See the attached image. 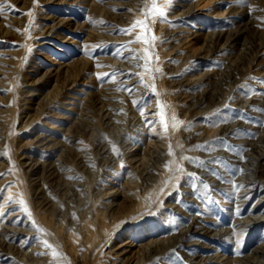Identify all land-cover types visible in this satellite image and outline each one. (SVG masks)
I'll use <instances>...</instances> for the list:
<instances>
[{
    "label": "bare ground",
    "instance_id": "obj_1",
    "mask_svg": "<svg viewBox=\"0 0 264 264\" xmlns=\"http://www.w3.org/2000/svg\"><path fill=\"white\" fill-rule=\"evenodd\" d=\"M17 1V3H21L22 6L27 9L31 5V0ZM56 1L85 2L90 6L88 7L91 19L93 16L105 15L115 23L114 25L103 28L100 27L101 24L99 26L91 22L89 24L84 20L77 23V28L86 27L88 29L87 37L81 41V45L84 46V49L89 47V42H96L99 40L105 43L111 40L128 42L134 40L138 35L142 37L141 42L134 44L136 53L131 55V57L125 59L124 56V59H120L118 55V57H114L113 55L112 58H107L108 61L104 60V62L99 65L108 69L110 65L109 61H113L114 68H121L126 72L128 70L133 71V78L123 80L121 84L128 85L139 78V80H143V83L139 82L134 84L137 87L136 90L144 89L143 86L148 85L152 87L154 91L156 90L158 94L160 93V95H163L165 100L169 103L170 106L168 107H170V109L168 112L164 105H161L160 95L158 97L156 96L159 98V108L163 109V111H159V114L161 115L163 113L165 118L168 117V114L170 115L171 119L169 124L171 129L169 132L172 131L173 136L169 141L160 139L156 141V143H152L151 147L148 148V152L144 151L142 155H136L134 158L132 157V159H127L126 155L128 154L126 153L132 151L136 146L133 141L131 144V142H129L130 140L127 141V139L124 138L126 130H129L128 124H121L119 121L117 123L113 122L114 120H112V118H116L117 120L118 117L109 107V101L111 100H105L107 96L109 97L108 91L99 88L100 90L89 92L84 98L81 96L83 99L80 110L84 111L80 113L84 114V116L78 113L79 116L76 115L72 117L74 123L71 127L66 129L67 134L70 133L71 136H74V143L69 140L73 146H71V144L69 145L68 142L64 143L61 141L52 143L55 138L54 135L45 132L35 133L31 139L23 140L16 139L17 132H15V128L14 136L11 137L9 129L10 118L16 119L21 117L20 121L23 123L22 128L34 124L37 119H43L46 112L48 113L54 110L51 109L52 105L62 100V95L66 92L68 84L75 85L80 82L83 83V81L86 80L84 70L87 69L89 65V58H84L82 56L83 58H78L74 63H70V61L66 64L55 63L57 64L56 66L54 65L55 67H46L47 69L43 72L41 71L42 73L39 71L41 74L39 77L37 76L35 81L43 79L51 82V80H54L52 90L48 93V99H46L45 102H38V106L33 107L34 112L32 113L24 111V107L20 103L14 106H5V104L1 103L2 107H0L2 113H4L3 116H0V170L10 167V174H8L3 181H0V184L6 182L9 178L12 179L14 184L7 188L6 192L8 194L6 195L11 196L12 194L15 198L23 201V203L26 204V209H29L31 212L24 226H22V224L19 226L17 222L11 221L10 217H6L5 220L3 215V219L6 223H2L3 226L0 230V256H5L6 261H0V264H89V261H91L92 264H105L104 259L109 256L111 258L114 254L120 257L123 255L124 263L126 261L125 264H147L153 259L158 262L163 261L164 263L170 264L173 263L174 260L172 261L170 259L168 262L163 260L162 257L166 254L178 256L177 254L179 253L184 257L186 262L184 264H264V90L260 89L264 88V2L262 4L252 1L254 5H258L257 9L261 7V11H258L257 14L259 21H252L251 18L247 20L244 19L245 21L243 22L233 20L232 22H235V26H233L234 24L232 26L230 24L220 28H206L201 32H198V30L197 32L191 31L192 33L188 34L186 41H191L190 36L194 34L193 37L196 35L202 36V43L198 46H194L193 43L190 44L192 47L189 46L190 48H187L186 51L181 54L176 50L178 49V45H174L169 52H164L159 43L153 42L151 45L144 43L145 39L148 41L151 40L148 31L147 35H145L146 30L144 27V32L138 31V28L142 29V27H137L130 35L124 33L115 35V33L109 30L110 27V29H112L117 25L127 28L137 20L145 21L147 16L150 17L148 10L153 0H109L105 2H100V0ZM165 1L166 0H160V2H163L162 4H165ZM112 3H117V5H128L130 8L126 11L124 10L125 12L123 11V13H114L111 10L112 8H110ZM223 3V0H187L184 6L174 10L171 16H178V18L190 16L195 9L204 11V8H208L207 14L216 15L218 17L228 16L236 10H240L244 5L242 4L236 7V5L234 6L229 3L225 8H221ZM210 5L214 6V8L210 9ZM35 7L37 8L38 5ZM240 13L242 15L245 14V10H241ZM56 19L55 23L52 21L53 24L51 23L49 26H44V29L38 31L37 34L44 35L47 32L50 33L55 26L63 23L69 24L71 27L75 26V22L71 21L69 17H56ZM150 19L153 22L152 32L154 31V33H156L157 31L154 27L159 18L156 19L155 17H151ZM12 23L16 25L19 24L21 27L24 26L26 22L24 17L18 18L10 14L4 19L0 13V29L3 30L4 33L13 32ZM182 27L190 28V26L187 25ZM164 28H166V35L169 37H172V34L175 36V33H177L176 28L169 27L166 23L161 24L157 33L163 31ZM258 35L261 37H254ZM63 36H66V34ZM176 38L177 36L174 39ZM35 42H37V40H32V43ZM165 43L169 44L170 42L167 39ZM181 44H185V41H182ZM149 47L150 52L145 53L144 49ZM127 49L129 50V48ZM16 52L20 51L18 50ZM146 54L153 56V62L150 63L147 68L138 66L143 64L140 57ZM99 55L102 56L103 54ZM173 55L180 58L181 62L177 61L180 63L171 66V63L165 62L163 59ZM156 56L159 57L158 61L155 60ZM210 57L223 60V67L211 68L204 66L199 69V72L196 71L190 75L186 74L179 79L176 77H167L168 74L179 73L181 67L188 63L190 65L193 59ZM20 60V56L15 59L8 58V60H6L10 63L9 65H12V67L10 66L11 72L5 71L6 76L1 77L0 81L4 82L6 86L8 84L19 83L18 88L21 93L27 94L25 90L23 91L21 89V79L22 75L27 76L30 74H24L22 69H19L21 68L19 67ZM101 66L100 68H102ZM107 69L105 70L106 72ZM157 69H159V71H157ZM0 70L3 71L2 67H0ZM7 70L9 69L7 68ZM15 70L19 71L17 76H15ZM106 72L105 74H107ZM137 73L139 75H137ZM157 74L160 75L158 76L159 78L156 77ZM103 77L105 79V76ZM23 81H28L27 77L26 80L23 79ZM250 81L256 84L258 88L250 92L248 91L249 93H244L241 87L243 85L250 86ZM110 83L111 82H109V84ZM197 84H201L202 88H199L195 92H186L187 94L184 92L176 94L175 92V89L181 88L182 86L188 87ZM126 92L128 91L122 92L121 96H124ZM6 95L8 97V94H5V96ZM125 97L126 99H130V97L131 99L134 98L133 96ZM32 100L33 98L29 99V97H25L24 104L26 105L24 106H31L30 101ZM64 100L66 99H63V101ZM119 100H121V98ZM2 101H5V99ZM85 102L88 108L83 107ZM72 104H75V102ZM226 104L228 105L225 107ZM229 106L239 107L249 112L251 117L244 116L242 112L236 115L225 113L224 119L219 120L215 124L210 122H196V116L199 115V113H210L215 110L217 112L226 111L230 108ZM196 110L197 112L193 116V112ZM156 111L154 112L156 113ZM138 112L140 113V111ZM59 113L60 112H56L55 115L66 118L72 115L71 113L69 115L62 114L63 112L59 115ZM125 115L123 116L125 117ZM146 118L147 117H145V119ZM190 121H192V126L188 128L186 125L190 123ZM112 124L114 127H110V130L108 126ZM145 126L146 125H144V127ZM103 129L105 131L108 130V133L111 131L109 134L116 135L117 138L115 139L125 156L118 158L119 155L115 158H106L102 165L108 163L121 168L125 160L128 163L131 161L139 172L141 170L140 179L143 180L144 178L143 184L138 181V183L135 182V184L127 185L128 190L126 191L124 190L126 187L125 184H120L119 187L111 186L110 188H102L95 184V180H87L88 182H86L76 177V179L69 178L68 175H71L72 171L67 173L68 175L66 176L68 170L66 172L64 171L65 165L81 168L82 166H79L80 162H83L85 165L88 164L89 158H87V156L93 157V153H103L106 150L107 146L105 147L103 144H97V137ZM144 129H146V127ZM193 138H199L202 141L207 140L209 143H205L203 147L198 146L189 148L192 146L191 142ZM225 138L227 141H224ZM77 139H80V142L77 143ZM33 145L43 146L48 149L62 145L63 150L57 158L51 160L44 156V158L38 157L32 154V151L29 152L28 149ZM80 145L88 146V148L86 147L87 150H82L80 152ZM143 148L145 147L143 146ZM83 152L87 153L83 154ZM200 155L205 157V159L199 160ZM227 157L234 162L235 173L228 170L225 162ZM177 161L180 162L183 170L187 173L193 170L198 171L202 173L203 177H206L207 184L213 183L227 190L226 195L217 193V190L215 192L222 202L232 206L227 207L228 211H232V220H230L229 223L224 222V220L222 221L220 219L221 216L211 212V208L207 205V202L206 205H202V199L197 194L192 196L194 202H199L203 210L209 212V214L197 211L194 208H188L185 203H183V197L177 193L178 196L168 199L170 202H168L167 205L175 209V212H178V217L172 210L169 211L170 208H168L167 205L169 215L166 216L171 220H179V213H181L189 217L188 221H183L184 219L181 218L179 224L174 225L171 231V228L169 229V233L165 234L166 231H163L164 235L151 237L148 241L146 240L147 242L141 244H135L132 241H124L119 244L115 240L113 244L109 236L113 235L114 231L121 226H125L127 223H133L137 220L144 219L146 216L152 214V210L159 209L160 206L167 201L165 198L166 193L173 188L172 185L176 184V186L179 185L182 188V185L185 184V182L182 181L184 176H182L181 171L177 172L175 169ZM213 168L220 169L224 172V176L228 175L231 178L230 181L234 184H225L227 182H225L224 178H221L219 174L215 173ZM103 169L101 168V170H98L99 172H96L94 175L90 174V177L98 179V175H100ZM109 175H111V173ZM190 178L191 177H189V179ZM44 179H46V181ZM62 181H66L67 184H61ZM69 182L71 184H69ZM114 182L116 181L114 180ZM162 183H166V186L163 187ZM187 184L188 183L183 185L184 188L186 187L185 189L195 190V186L192 187L189 184L192 187L189 188ZM45 187L50 190H46ZM232 188H234V190L228 192V190ZM206 194L208 198L210 193L206 191ZM92 195H96L99 199H91L92 197L90 196ZM14 203L17 202H12V204ZM191 203L192 202H190V204ZM5 204L4 206L6 208ZM1 205L2 204H0V206ZM8 206L9 205H7V208ZM9 208L13 209L16 207L11 208L10 206ZM244 208H247V211H243L242 213L245 214H241ZM233 209L235 210V215H232ZM20 211L22 212V210ZM20 211L18 213H20ZM163 212H165V210ZM161 213L162 212H160V214ZM0 214H2V211ZM156 215L157 214H155V216ZM211 217L213 221L210 219ZM167 221L169 220L167 219ZM211 221L213 222L212 224L210 223ZM254 228H261L263 231L258 236H255L250 234V230ZM11 229L16 230L17 233L19 232L23 239L18 238L19 242H16L15 239L7 240L9 235L8 230ZM16 231H14V233ZM31 235L37 236V242L34 244L32 243L31 245L33 246L26 247L27 244H25V242ZM45 241H47V244H45ZM225 246L226 250H223L222 248ZM109 247L110 249L107 251L106 248L108 249ZM200 248L209 249V251L205 253L201 251L202 249ZM66 249L71 251V258L65 256L66 254H64V251ZM177 260L180 261V258L178 259L177 257Z\"/></svg>",
    "mask_w": 264,
    "mask_h": 264
},
{
    "label": "rangeland",
    "instance_id": "obj_2",
    "mask_svg": "<svg viewBox=\"0 0 264 264\" xmlns=\"http://www.w3.org/2000/svg\"><path fill=\"white\" fill-rule=\"evenodd\" d=\"M16 1L17 0H0V6H1L0 8L3 7L2 8L3 12L0 11V13L2 14V18L6 19L7 16L10 14V15L17 16L18 18L24 17L25 22H26L24 24V26H21V27L19 26V24L16 25L15 23H12V28H13L12 33H4V31L0 29V55H1L0 56L1 57L0 58V64H1L0 67H2V70H3V71L0 70V80H1V77L6 76L5 71L11 72L10 70H11L12 65H9L10 63L7 62L6 60H8V58L9 59H15L18 56H20V59H21L20 65H19V67H21V68H19V69H22L24 74L29 73L30 75H27V76L22 75V79H21V87H22L21 89L23 91L25 90L27 94L21 93V91L18 88L19 83L8 84L6 86V85H4L5 84L4 82L0 81V97H1L0 98V107H2L1 103L5 104V106L6 105L14 106L17 103L18 104L20 103L24 107V111H29L30 113H32V112H34L33 107L38 106V102L42 103V102H45L46 99H48V93L50 92V90H52V86L54 83V80H51V82H48V81L43 80V79L42 80L40 79L39 81L38 80L35 81L37 79V76L39 77L40 74L43 71H45L47 68L55 67L58 63H65L66 64V63H69V61H70V63H74L75 61L78 60V58H83V57L89 58V65H88L87 69L84 70V72H85L84 76L86 77L85 78L86 80L83 81V83L80 82L79 84H75V85L68 84L66 92L62 95V100L55 102L56 104H53L51 107V109H54V110H52L51 112H48V113L46 112V115L43 117V119L42 118L37 119V120H35L34 124H31L28 127L22 128L23 123H22V121H20L21 117L16 118V119L10 118V128L9 129H10L11 137L14 136V129L16 128L15 129V132H17L16 139L27 140V139H31L33 137V135H35V133L45 132V133H49V134L54 135L55 138L52 141V143L57 142V141H61L64 143L68 142L69 145L71 144L70 141L72 143H74L75 142V140L73 138L74 136H71L70 133L67 134L66 129L73 125L74 120L72 119V117H74L76 115L77 116H79V115L84 116V114L80 113V112L84 111V110H80V107L82 105V99L89 92H96L97 90L105 89L106 91H108L107 93L109 94V97L107 96L108 98L106 97L105 100L106 101H109L108 99L111 100V101H109L110 102L109 107L112 110V112L115 115H117V117H118L117 120H116V118L111 117L112 120H114L113 122L117 123L119 121L121 124L127 123L130 131L126 130L124 138H126L127 141L130 140L129 142H131V144L133 141L134 144L137 146V147L135 146L132 151L126 153V154H128V155H126L127 159H129V158L132 159V157L134 158L136 155H138V156L142 155L144 153V151L148 152V148L151 147L152 143H156V141H159L160 139L161 140L163 139L164 141H169V139H171V137L173 135H172V131L169 132L171 129L170 124H169L171 117L169 114H168L167 118L164 117L166 119L167 123L169 124L168 130L164 132V129L161 125V115L159 114V111L160 110L163 111V109L159 108V106H158L159 105V103H158L159 98H157L160 95V93L158 94L156 90H155L156 91L155 92L153 90V88L148 86V85L143 86L144 89L136 90L137 87L134 84H137V83L142 81L141 79L139 80V78L137 79L138 81L135 80V82L130 83L128 85L127 84H124V85L121 84V81L126 80V79L129 80V79L133 78V71L128 70L126 72L125 70H122L121 68H114L115 66L113 65V63H114L113 61H109L110 65L108 66L109 67L108 69L99 65V64L103 63L104 60L108 61V59H107L108 57L112 58L113 55H114V57H118L115 54L117 51L116 49H119L120 45L125 44L127 42L121 41V40H120L121 42L111 40V41H108L105 43L104 41L99 40L96 42H89L90 45L87 49H84V46L81 45V41L84 40L88 35V31H87L88 29L86 27L77 28L76 27L77 23H80L81 21L84 20L86 23H89V24H90V22L92 24H97L98 26L101 24L100 27L103 28V27H107V26L109 27L111 25H114L115 23L113 22V20H111L110 18H108V16H105V15L104 16L103 15L93 16L91 19L90 13H89V7L90 6L87 5L85 2L82 3V2H58L56 0H43V1L42 0H31V5L27 9V8H24L21 3H17L18 1L17 2ZM102 1L105 2V1H109V0H100V2H102ZM110 1H113V0H110ZM154 1H155V3H154ZM186 1L187 0H170V1L166 0L165 1L166 3L162 4L163 2H160V0H157V1L153 0L152 4L149 7L148 11L150 13L149 14L150 17L147 16L145 21L148 25L147 31L149 32V34L151 36V40H152V33H153L152 32L153 22L150 19L151 17H155L156 19L159 18V19H157L156 25L154 27L157 32H158V29H160L162 23H166V25L168 24L169 27L177 29V33H175V36H174V34H172L173 35L172 37L171 36L169 37L166 35V32H165L166 28H164V30L159 32V33H157V32L155 33L154 42L157 44L159 43V45L163 48L164 52H169V50L174 45H178L177 46L178 49H176L177 52L183 54L187 48L192 47V46H190V44L193 43L194 46L200 45L202 43V36L201 35H199V36L196 35L195 37H193L194 34H191V36H190L191 41H189V42L186 41L187 40L186 37L188 36V34L194 32V31L197 32V30H198V32H201V31L205 30L206 28H211V29L216 28V27L220 28V27H224V26H227L230 24L232 26L235 23V22H232L233 20H235V21L238 20V21L243 22V21L251 18L252 21H259L257 14H258V11H261L260 10L261 7H259L257 9L258 5H254L252 3V1H255L257 3L260 2L262 4L264 2V0H223L224 3L221 5V8H225L226 5L229 3H231L234 6L236 5V7L238 5L239 6H241L242 4H244V5L242 6V8L240 10L238 9L234 13H231L228 16H219L218 17L216 15L207 14L208 8H204L205 9L204 11L195 9L190 16H183L181 18H178V16L172 17L171 14L174 13V10L178 9V7H183ZM153 4H155V6L157 8H160V9L163 8V10L166 12V16L160 17L157 13H152L151 9L153 8ZM37 5H38V7L36 8L35 6H37ZM151 6H152V8H151ZM110 8H112L111 10L114 13H123L124 10L126 11L130 7L128 5H117V3H112L110 5ZM165 8H166V10H165ZM212 8H214V6L210 5V9H212ZM115 9H116V11H115ZM241 10H245V14L242 15L240 13ZM247 10H248V12H247ZM120 11H122V12H120ZM250 11H252V12H250ZM48 14H49V16H48ZM56 17H58V18H68L69 17L71 19V21L75 22L74 23L75 26L71 27L69 24L63 23V24H60L58 26H55L53 31L50 33L47 32L44 35L43 34L42 35L37 34L38 31L44 29V26H49V24H51V23L53 24V22L55 23L57 20ZM93 20L95 23L93 22ZM184 25L190 26V28H183L182 26H184ZM233 26H235V24ZM122 27L126 28L125 26L117 25L112 29H110L111 28L110 27L109 30L112 31V33H115V35H118L119 33H121L119 30ZM17 29H19V31H17ZM180 29H182V30H180ZM138 31L144 32L143 27H142V29L138 28ZM19 34H21L22 36ZM60 34L62 37L60 36ZM64 34H66V36H63ZM176 36H177V38L174 39ZM254 37H261V36L258 35V36H254ZM167 39L170 42L169 44L165 43V41H167ZM32 40L33 41L37 40V42L32 43ZM151 40H150V42H151ZM182 41H185V44H181ZM134 44L135 43H133L129 46V50L127 48H124V49H127V50H124L122 47H120L119 50L121 52L123 51V54H125V55H123V57L119 56V58L124 59V56H125V59H127V58L131 57V55H134L136 53V50L134 49ZM182 47H183V49H182ZM24 48H25V50H24ZM132 49L135 51H133ZM18 50L20 52H16ZM50 54H52L53 56ZM99 54H103V55L101 56ZM97 60H98V63H97ZM163 60L165 62L171 63V66L172 65L174 66V64H179L181 62L180 61L181 59L178 58L176 55L165 57ZM100 61H102V62H100ZM177 61H180V62H177ZM55 63H57V64H55ZM223 64H224V61L221 59H218V58H211V57L210 58H197V59H193V61H191L190 65L188 63L187 65L185 64L184 66H182L179 73L176 72V73L168 74L167 77L168 78H170V77L175 78L176 77L177 79H179V78L184 77V75H186V74L190 75L196 71L199 72V69L204 67V66L205 67H211V68L212 67H219V68L221 67L222 68ZM100 66L102 68H100ZM7 68L9 70H7ZM106 69H107V72L105 71ZM110 69H112V70H110ZM39 71L40 72L42 71V72L40 73ZM88 71H89V73H88ZM105 72L108 75H105ZM18 74H19V71L15 70V76H17ZM112 75L115 76V80L109 78V77H112ZM103 76H105L106 80L104 79ZM158 76H160V75L157 74L156 77L159 78ZM178 76H180V77H178ZM26 77H27L28 81H23V79L26 80ZM109 82H111V83L109 84ZM115 83H117V84H115ZM249 84H250V86L243 85L241 87L244 93H249L251 90H253V89L256 90L258 88V86L251 81L249 82ZM126 87H132L133 91L130 94H129V92H126L124 96H121L122 92L125 91L124 89ZM251 87H252V89H251ZM199 88H202L201 84H199V85L197 84L195 86L192 85V86H188V87L182 86L181 88L175 89V92H176V94L179 92H184L185 94H187L190 92L191 93L195 92ZM247 89H250V90H247ZM260 89L264 90V88H260ZM111 92H112V94H111ZM5 94H8V97H7V95L5 96ZM119 96H120L121 100H119L120 99ZM125 96H133L134 98L131 99V97H130V99H126ZM25 97H27V98L29 97V99L33 98V100H32L33 102L30 101L31 106H29V105L24 106V105H26V104H24ZM3 99H5V101H2ZM63 99H66V100L63 101ZM132 100L136 101L137 103L134 104ZM160 100L162 103L161 105H164L166 110L169 112L170 107H168V106H170V105L167 102V100H165L163 95H160ZM73 102H75V104H72ZM112 102H113V105H112ZM77 104H78V106H77ZM69 105L70 106L73 105V106L70 107ZM127 105H128V107H127ZM150 105L153 107H151ZM227 105L228 104H226L225 107ZM145 106H147V107H145ZM83 107L88 108V105L86 104V102L84 103ZM229 107L230 108L226 111H221V112L218 111L217 112L215 110V111L210 112V113H203V114L199 113V115L196 116V122H200V123L210 122L212 124H215L219 120L224 119L225 113H229L230 115H236V114H241V112H242V114L244 116L251 117V114H249V112H246L239 107L238 108L236 106H229ZM235 107H236V109H235ZM137 108H138V110H137ZM61 110H63V111H61ZM235 110H236V113H235ZM138 111H140V113ZM154 111H156V113ZM56 112H60V113L63 112L62 114H65V115H69L71 113L72 115H70V117H68V118L60 117L58 115H55ZM75 112H77V113H75ZM120 112H121V114H120ZM196 112H197V110L193 112V116L195 115ZM60 113H59V115H60ZM78 113H79V115H78ZM204 114H205V116H204ZM3 115H4V113H2V110L0 108V116H3ZM123 115H125V117ZM163 116H164V114H163ZM145 117H147V118L145 119ZM142 119H144V120H142ZM158 119H159V121H158ZM216 119H218V120H216ZM192 121L195 122L194 120H192ZM192 121H190V123H188L186 125L188 128H191V126H192L191 122ZM144 125H146L145 126L146 129H144L145 128ZM112 126L114 127L113 124L108 126L109 129ZM138 126H142V127H138ZM132 128H133V131H132ZM148 128H149V130H148ZM103 130L101 131L100 135L97 137V144H100V145L103 144L105 147L107 146L106 150L103 152L104 154L103 153H98V154L93 153L94 154L93 157L87 156V158H89V160L87 159L88 164L85 165L83 162H80L79 166H82L81 168H78V167H75L72 165H69V166L65 165L64 171L66 172L68 170L66 172V176L68 175L67 173L72 171V174L68 175L69 178H71V179L77 178V179H80L82 181L85 180L86 182H88L87 180H89V181L95 180L94 181L95 184H97L98 186H100L102 188H107V187L110 188L111 186L119 187L120 184L121 185L125 184L126 187L124 188V190H126V191L128 190L127 185L129 186L130 184H135V182L138 183V181L143 184L144 178H143V180L140 179L141 178V176H140L141 170L139 172L137 170V168L134 167V165L131 161H129V163H128L125 160V163H123L124 165L121 168H118L117 166H114V165L108 164V163H105L102 165V163L105 162L104 159H106V158H115V157H118L119 155L120 156L118 158L125 156V155H123L124 154L123 150L121 149L120 145L118 144V142L115 139V138H117L116 135L109 134L111 131L108 133V130H106V131L105 130L103 131ZM160 130H162V131H160ZM127 131H128V133H127ZM157 138H158V140H157ZM63 139H65V140H63ZM77 140H78L77 143L80 142V139H77ZM224 141H227L226 138L224 139ZM191 143H192L191 144L192 146L189 148L198 147V146L203 147V145L205 146V143H209V141H207V140L202 141L199 138L198 139L193 138ZM106 144H108V145H106ZM147 144H148V146H147ZM71 146H73V145L71 144ZM143 146L145 148H143ZM57 147H55V148L53 147L51 149L50 148L48 149V148H45L43 146L33 145L28 149V151L29 152L32 151V154H35L38 157H41V158L45 157V158L53 160V159L57 158L58 155L63 150L62 145H60L58 148ZM86 147L88 148V146L80 145V148H79L80 152L82 150L86 151L87 150ZM86 153L83 152V154H86ZM50 154H51V157H50ZM204 159H205V157H203L201 155L199 156V160H204ZM225 162H226L228 170L229 171L231 170L232 173H235L234 162L231 161L228 157L226 158ZM95 166H97L98 168ZM9 168L7 167L6 169L0 170V174H2V175H0V181H3V179H5L8 174H10ZM101 168L102 169L104 168V169L102 170L100 175H98L99 176L98 179H96V178L94 179L93 177L92 178L90 177V174L94 175L96 172H99L98 170H101ZM175 169L177 170V172L181 171L182 176H184V179L182 181L185 182V184L188 183L187 185L190 184L192 187L195 186V190L185 189L186 187L184 188V186H183L185 184L182 185V188L179 185L176 186V184L172 185L173 188L166 193L165 198L167 199V201H165L160 206L159 209H155V210L151 209L152 214H150L149 216H146L144 219L137 220L133 223H127L125 226H121L116 231H114V234L109 236V239H112L113 244H114V240L117 241L119 244L121 242H124V241H132L135 244H141V243L147 242L149 239H151V237L153 238V237H158V236L164 235L165 231H166L165 234L169 233L172 230V227L174 225L180 223L181 218L184 219L183 221H188L189 217L186 215L184 216V214H181V213H179V220H175V219L171 220V219L167 218V216H166V215H169L168 208H170L169 211L172 210V212L175 215L178 213V212H175L176 211L175 209H173V208L169 207V205H167V203L170 202V200H168V199L169 198L171 199L172 197L178 196L177 193H179V195L181 197H183V199H182L183 203H185V205L188 208H191V209L194 208L197 211L206 212L203 210V208L201 206L203 204L206 205V202H207V205L211 208V212L218 215V216H221L220 219L222 221L224 220V222L229 223L230 220H232V216H231L232 211H230V210L228 211V209H227V207L231 206V205L222 202L220 200V198L217 197V193L226 195L227 190H225L221 186L214 185L213 183H208L209 184L208 185L207 181L205 179L206 177H203L202 173H200L198 171L193 170V171H189L187 173L185 170H183L182 165L178 161L175 165ZM90 170H91V173H90ZM74 171H76V172H74ZM213 171L215 173L219 174L221 178H224L225 182H227L225 184H234V183H232V181H230L231 178L228 175L224 176V172H222L220 169L213 168ZM110 173H111V175H109ZM74 175H76V176H74ZM189 177H191V178L189 179ZM136 178H137V180H136ZM201 178H202V180H201ZM44 180L46 181V179H44ZM96 180H98V181H96ZM114 180L116 182H114ZM107 181H109V182H107ZM192 183H194V184H192ZM12 184H14V182L10 178L6 182H4L3 184H0V204L3 205V207H2V205L0 206V210L2 211V214H0V230L3 226V224L6 223V221H5L6 217H10V220L13 222H17L19 224V226H21V224H22V226H24L26 224V221H28V219L31 215V212L29 209L27 212L25 211V209H26L25 205L26 204L21 203V200L15 198L14 195H12V194H11V196L6 195V194H8L6 192L7 188L9 186H11ZM61 184H67V182L62 181ZM69 184H71V183L69 182ZM162 184H163V187L166 186V183H162ZM215 184H218V183H215ZM190 185H189V188H192ZM45 189L48 190L47 187H45ZM216 190H217V193L215 192ZM233 190H234V188H232L231 190H228V192L233 191ZM206 191L208 193H210L208 198H207L208 195L206 194ZM210 191H212V192H210ZM220 191H221V193H220ZM169 194H171V195H169ZM194 194H197L198 196H200V198L202 199V202H203L202 205L199 202H194V200L192 198V196ZM90 197H92L91 199H93V198L99 199V197H97L96 195H94V196L92 195ZM18 201H19V203H18ZM12 202H17V203L12 204ZM190 202H192L193 204L192 203L190 204ZM3 203L4 204L6 203L5 204L6 208H5ZM7 205H9L8 208H7ZM166 205L168 206V208ZM10 206H11V208H13V207H16V208H13L14 209L13 210V209L9 208ZM234 209H236V208H234ZM234 209H233L232 215H235ZM244 209L241 211V214H245L242 212L247 211L246 210L247 208H244ZM20 210H22V212ZM164 210H165V212H163ZM215 210H216V213H215ZM1 211H0V213H1ZM19 211H20V213H18ZM166 211H167V213H166ZM160 212H162V213L160 214ZM229 212H230V214H229ZM206 213L209 214V212H206ZM155 214H157V215L155 216ZM163 214L166 216V218ZM3 215H4L5 220L3 219ZM228 215H230V216H228ZM177 217H178V214H177ZM167 219L169 221H167ZM210 219H212V221H213L212 217ZM2 220H3V222H2ZM212 221L210 222L211 224L213 223ZM169 229H170V231H169ZM14 231H16V230H12V229L8 230L9 235L6 233L8 235L7 240H10V239L14 240L15 239L16 242L17 241L19 242V239H21L22 236L19 232L17 233V231H16L14 233ZM262 231L263 230L261 228H259V229L254 228L253 230H250V234L258 236L260 233H262ZM161 232H162V234H161ZM13 234H15V235H13ZM117 235H118V237H117ZM1 236H3V235H1ZM131 236H133V237H131ZM35 242H37V236L31 235L30 237L27 238V240L25 242V244L28 245V246L26 245V247L33 246L31 244L32 243L34 244ZM109 249H110V247L108 249L106 248L107 251ZM200 249H202L201 251H203L205 253L207 251H209V249H204V248H200ZM222 249L226 250V246L223 247ZM64 254H66L65 256H67L68 258H71V256H72L71 251L68 249H66L64 251ZM177 255L178 256H176L174 254H169V255L166 254V255H164V257H162V259L165 261H168V262L170 259L172 261L174 260L173 263H170V264H174L176 262H177L176 264L186 263L184 260V257L182 255H180V253ZM177 257H178V259L180 258V261L177 260ZM0 258H1L0 259L1 262L6 261L5 256L2 255V256H0ZM104 263L105 264H125L126 261L124 263L123 255L120 257V256H117L116 254H114L113 257H111V258H110V256L106 257L104 259ZM157 263L158 264H167V263H164L163 261L158 262L155 259H153L152 261H150L147 264H157ZM89 264H92L91 261H89ZM201 264H206V263H201ZM210 264H216V263H210ZM217 264H219V263H217Z\"/></svg>",
    "mask_w": 264,
    "mask_h": 264
},
{
    "label": "snow or ice",
    "instance_id": "obj_3",
    "mask_svg": "<svg viewBox=\"0 0 264 264\" xmlns=\"http://www.w3.org/2000/svg\"><path fill=\"white\" fill-rule=\"evenodd\" d=\"M2 10L3 9L0 8V11H2ZM151 12L152 13H157L160 17H165L166 16V12L163 9L157 8L155 6V4H153V8L151 9ZM137 27H144L145 30H146L145 31V35H147L148 25H147L146 21H144V20H137L132 25H130L129 27H127V28H121L119 31L121 33L130 35ZM17 31H19V29H17ZM141 40H142V37L138 35V36L135 37L134 40L128 41L127 43L121 45L120 47H122V48H129V46L132 43H139V42H141ZM154 40H155V33L153 31L151 42L145 39L144 40V43L151 45V43H153ZM144 51H145V53H149L150 52V47L149 48H145ZM115 54L118 55V56H121V57H123V55H124L123 52H121L119 49H117V51H116ZM140 59L143 61V64L142 65H138V66H142L144 68H147L148 65L153 62V56L152 55H148V54H146L144 56H141ZM155 60L158 61L159 60V57L156 56L155 57ZM157 71H159V69H157ZM105 75H108V74H105ZM137 75H139V74L137 73ZM110 78L113 79V80L115 79L114 76H112ZM141 82L143 83V80ZM145 86H147V85H145ZM124 90L125 91H128L129 93H131L133 91V88L132 87H126ZM133 103L135 104L137 102L136 101H133ZM161 125H162L164 131H167L168 130L169 124L167 123L166 119L164 118L163 113L161 114ZM0 175H2V174H0ZM21 203H23V201H21ZM25 211L27 212L28 209H25ZM45 244H47V241H45Z\"/></svg>",
    "mask_w": 264,
    "mask_h": 264
}]
</instances>
